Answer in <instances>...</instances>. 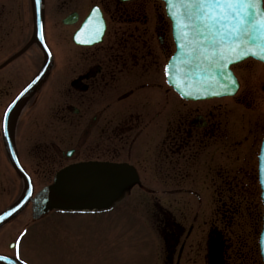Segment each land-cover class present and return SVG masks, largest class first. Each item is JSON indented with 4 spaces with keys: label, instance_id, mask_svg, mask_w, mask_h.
<instances>
[{
    "label": "flooded vegetation",
    "instance_id": "flooded-vegetation-1",
    "mask_svg": "<svg viewBox=\"0 0 264 264\" xmlns=\"http://www.w3.org/2000/svg\"><path fill=\"white\" fill-rule=\"evenodd\" d=\"M44 2L43 36L52 63L41 71L48 58L32 0H0V211L5 193L19 191L25 183L9 159V136L35 192L53 184L71 164L105 160L134 166L139 182L133 190L162 192L148 206L164 234L163 264H194L195 240L208 232L223 240L205 254V264H263L254 230H245L241 221L234 229L228 228L230 222L215 226L212 218L201 224L212 201L193 213L192 200L178 196L228 186L219 188L213 181L222 174L236 136L231 116L245 114L232 112L228 103L183 100L168 85L165 67L175 41L165 3ZM83 24L87 27L81 31ZM77 37L93 42L80 43ZM233 70L241 81L238 99L253 97L264 104V65L248 59ZM38 74L44 75L19 97ZM248 75L254 80L250 86L244 80ZM11 102L13 109L4 118ZM258 120V115H248L242 128L250 131ZM2 248L0 241V253H9Z\"/></svg>",
    "mask_w": 264,
    "mask_h": 264
},
{
    "label": "rangeland",
    "instance_id": "rangeland-1",
    "mask_svg": "<svg viewBox=\"0 0 264 264\" xmlns=\"http://www.w3.org/2000/svg\"><path fill=\"white\" fill-rule=\"evenodd\" d=\"M244 80L248 84L247 86H250L254 81L250 75L244 77ZM261 97H264V94ZM251 100L242 106V114H245L243 117H238L235 114L231 118L236 136L228 145L229 150L226 154L224 153L225 157L230 159V165L213 181L219 188L221 185L225 187L224 184L228 186L225 189L214 191L213 207L207 206L205 208L206 217L212 218L216 226L220 225V220L224 218L227 222L233 223L232 227L229 228L234 229L238 220L251 227L247 221H251L248 216L252 210L256 211V218L257 216L260 217L258 196L254 197L256 207L246 208V202H242L240 206L235 204L228 208L230 195L240 199L239 192L235 191L237 188L235 185L240 186V184L251 183L254 180L256 151L264 130V113L260 111L264 108V104H259L253 97ZM213 102L225 103L226 99ZM228 107L233 112L234 108L239 107V105L230 102ZM250 113L258 115L259 120L258 123H251V130L247 134L249 139H245L240 136L241 134H238L237 121L240 120L241 126L246 125L248 123L247 114ZM242 130L245 133L243 128ZM254 135L255 138L252 141L251 137ZM240 140L242 141L240 142ZM231 185L233 189L229 191ZM16 191V189L6 193L4 191L5 201L10 198L14 199L18 195V191ZM140 192L131 189L122 191V198L108 209L87 212L52 210L48 214L39 215L38 219L32 217V209L29 206L3 227V232L6 235L3 242L6 241L5 243H7L9 240H13L15 232L20 231L24 226H28V234L23 237L20 255L32 264H160L161 240L153 230L154 226L147 222V220L149 221L147 217L145 221L142 216V207H139L140 203L137 202L134 210L130 206L133 202L130 198L136 197V194ZM241 195L242 197L247 196L248 199L251 196L247 192H242ZM190 199L194 206H197L198 199L195 194L192 193ZM226 201V205H223V202ZM211 208L214 210V214H210ZM229 209L230 211L226 212L225 217H223L222 212ZM206 217H203L201 224ZM259 226L260 224L256 223V230L259 229ZM203 227H207V225L204 224ZM245 230H248V227ZM235 238L233 237V240ZM204 240L195 243L200 244L196 246V252L199 253L196 254L194 264H204ZM2 249L12 251L7 247Z\"/></svg>",
    "mask_w": 264,
    "mask_h": 264
},
{
    "label": "water",
    "instance_id": "water-1",
    "mask_svg": "<svg viewBox=\"0 0 264 264\" xmlns=\"http://www.w3.org/2000/svg\"><path fill=\"white\" fill-rule=\"evenodd\" d=\"M166 1L172 18L175 14L173 20L176 38L179 42L178 52L170 62L169 69L171 72H183L182 74H171L170 82L187 98L202 99L232 93L236 83L228 84V80L231 78L236 81V79L233 74H223V72L230 71L229 65L232 62L237 61L233 55L227 52L229 46L233 44V39L230 38L231 32L225 36L224 33L227 29L224 25L219 28H206L201 16L197 14L202 5L185 4L180 0H174L171 4L169 0ZM34 6L37 16L41 18L43 0H40L39 4L34 0ZM257 12L260 15H257L255 19L259 22L261 16L264 15L262 3L257 6ZM186 21L189 31L187 35L184 33ZM194 24H198V28L194 27ZM193 30H195V35L199 30L200 36H195ZM221 39H223V45L217 43ZM234 39L238 42L251 41L253 49L249 50L258 49L264 43V31L257 23L250 32L247 29H241L240 34ZM245 47L247 46L245 45ZM181 76L187 83H181V86L178 87L177 84L180 82ZM260 161L261 181L264 190V144ZM106 188V185L99 187L90 175L71 173V175L59 178L55 187L50 189L46 195L56 198L68 206H105L116 193V190ZM262 196L264 199V191ZM261 248L264 257V228L261 234Z\"/></svg>",
    "mask_w": 264,
    "mask_h": 264
},
{
    "label": "snow or ice",
    "instance_id": "snow-or-ice-1",
    "mask_svg": "<svg viewBox=\"0 0 264 264\" xmlns=\"http://www.w3.org/2000/svg\"><path fill=\"white\" fill-rule=\"evenodd\" d=\"M173 2L174 0H169L170 4ZM180 2L185 4L202 5V8L197 14L201 16L202 22L206 28H219L221 25H224L227 29L224 35L227 36L228 32H231L232 36L230 38L233 39V44L229 46L227 52L230 55H233L235 60L238 61L244 59L249 55L264 60V43H262L258 49L249 50L253 49L251 41L238 42L234 39L240 34L241 29H247L250 32L256 27L257 23H259L260 28L264 31V15L261 16L259 22L255 19L257 15H260V13L257 12V6L264 2V0H180ZM36 3L39 4L40 0H36ZM213 6H215V8H213ZM173 18L175 19V14H173ZM102 30V28L97 29V31ZM81 31H84V29H81ZM185 34H188L187 21L185 23ZM96 38L98 39L99 37L97 36ZM41 39L43 40V36H41ZM77 39L80 43L93 42L91 39L80 40L79 37H77ZM217 43L223 45V39L217 41ZM245 45L247 47H245ZM165 75L169 79H172L168 66L165 67ZM181 83H187L183 76L180 77V82L177 86H181ZM235 83L236 81L234 79L229 78L228 84ZM30 86L31 85H29V87ZM25 91H27V89H25ZM21 95H23V93H21ZM5 116H7V112L5 113ZM13 211H15V209H13ZM5 215H11V213H6ZM5 215H0V220H4ZM23 235L24 234L22 233L21 236ZM19 239L20 237L17 238L18 241ZM17 255H19V253H17ZM0 259H6V257L0 256Z\"/></svg>",
    "mask_w": 264,
    "mask_h": 264
}]
</instances>
